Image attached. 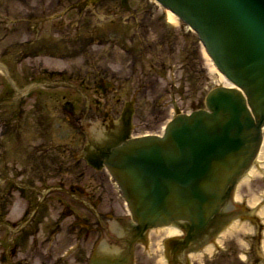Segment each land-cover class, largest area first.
<instances>
[{"label":"rangeland","instance_id":"rangeland-1","mask_svg":"<svg viewBox=\"0 0 264 264\" xmlns=\"http://www.w3.org/2000/svg\"><path fill=\"white\" fill-rule=\"evenodd\" d=\"M124 4L0 0V213L7 184L23 183L28 198L43 191L39 182L70 176L71 156L60 146L76 136L77 123L93 130L110 106L118 116L132 102V132L160 133L175 113L202 107L205 93L224 85L180 21L152 0ZM263 181L257 176L249 188ZM24 201L13 194L0 221H16Z\"/></svg>","mask_w":264,"mask_h":264},{"label":"water","instance_id":"water-1","mask_svg":"<svg viewBox=\"0 0 264 264\" xmlns=\"http://www.w3.org/2000/svg\"><path fill=\"white\" fill-rule=\"evenodd\" d=\"M197 35L229 86L177 113L160 135L124 139L100 157L140 226L204 230L253 163L264 127V0H154ZM128 122V113L125 114Z\"/></svg>","mask_w":264,"mask_h":264},{"label":"flooded vegetation","instance_id":"flooded-vegetation-1","mask_svg":"<svg viewBox=\"0 0 264 264\" xmlns=\"http://www.w3.org/2000/svg\"><path fill=\"white\" fill-rule=\"evenodd\" d=\"M108 110L99 124L121 140L125 127L115 123L114 106ZM76 130L77 137L61 148L71 156L65 170L70 176L39 182L43 191L36 188L28 198L23 183H2L7 186L0 219L10 214L13 194L25 206L16 221H0V264H264V181L249 188L257 176L264 179L263 156L204 230L140 228L101 164L102 146L94 137L99 133L78 123Z\"/></svg>","mask_w":264,"mask_h":264},{"label":"bare ground","instance_id":"bare-ground-1","mask_svg":"<svg viewBox=\"0 0 264 264\" xmlns=\"http://www.w3.org/2000/svg\"><path fill=\"white\" fill-rule=\"evenodd\" d=\"M168 18H169L170 21H175V20H176V18H175L171 13H168ZM218 79H219V81L222 82L224 85H229V84L227 83V81L224 79V77H223L221 74L218 75ZM263 130H264V129H263ZM261 159H262V156H261ZM170 232H172V231H170Z\"/></svg>","mask_w":264,"mask_h":264}]
</instances>
